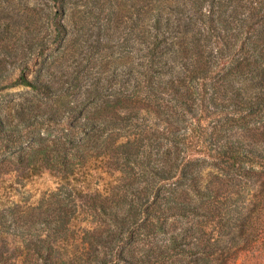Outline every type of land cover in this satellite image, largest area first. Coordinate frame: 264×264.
Listing matches in <instances>:
<instances>
[{
  "label": "trees",
  "instance_id": "1",
  "mask_svg": "<svg viewBox=\"0 0 264 264\" xmlns=\"http://www.w3.org/2000/svg\"><path fill=\"white\" fill-rule=\"evenodd\" d=\"M242 258L264 264V0H0V264Z\"/></svg>",
  "mask_w": 264,
  "mask_h": 264
},
{
  "label": "rangeland",
  "instance_id": "2",
  "mask_svg": "<svg viewBox=\"0 0 264 264\" xmlns=\"http://www.w3.org/2000/svg\"><path fill=\"white\" fill-rule=\"evenodd\" d=\"M51 186H54V180L46 175L43 178L35 179L32 183H27L22 192H24L26 196H34L33 199H35L39 197L44 190ZM250 259L251 258H242L236 264H253Z\"/></svg>",
  "mask_w": 264,
  "mask_h": 264
}]
</instances>
